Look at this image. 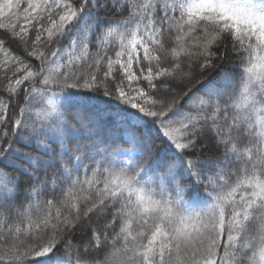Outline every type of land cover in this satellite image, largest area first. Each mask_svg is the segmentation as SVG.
<instances>
[{"label": "snow or ice", "instance_id": "1", "mask_svg": "<svg viewBox=\"0 0 264 264\" xmlns=\"http://www.w3.org/2000/svg\"><path fill=\"white\" fill-rule=\"evenodd\" d=\"M0 264H264V0H0Z\"/></svg>", "mask_w": 264, "mask_h": 264}]
</instances>
